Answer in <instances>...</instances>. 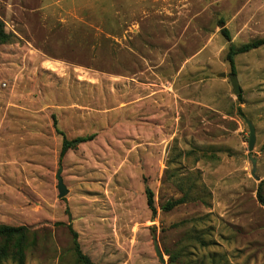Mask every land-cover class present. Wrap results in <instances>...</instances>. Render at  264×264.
Listing matches in <instances>:
<instances>
[{"label":"rangeland","instance_id":"374dc122","mask_svg":"<svg viewBox=\"0 0 264 264\" xmlns=\"http://www.w3.org/2000/svg\"><path fill=\"white\" fill-rule=\"evenodd\" d=\"M0 20V226L25 228L23 264H81L69 227L94 264H161L154 241L165 264H264V46L234 57L240 101L219 75L264 38V0H0ZM61 134L94 138L59 160Z\"/></svg>","mask_w":264,"mask_h":264},{"label":"trees","instance_id":"16d2710c","mask_svg":"<svg viewBox=\"0 0 264 264\" xmlns=\"http://www.w3.org/2000/svg\"><path fill=\"white\" fill-rule=\"evenodd\" d=\"M225 39L229 42L230 35L226 29L221 30ZM9 39V34L4 31V25L0 20V43H6ZM264 46V38L251 40L248 43L242 44L240 46H235L230 43L227 47L225 59L229 64L231 72L234 73V57L239 54L247 53L251 50L260 48ZM238 101L241 100L240 94L237 95ZM240 111V108H238ZM54 127L56 128V122L53 120ZM60 134V133H59ZM62 135L61 148L59 152V160L63 157V155L70 149L75 148L77 145L91 141L94 138L93 135L78 137L72 140H68ZM263 185V181L258 184L257 188V199L260 203H264L263 198L260 195L261 187ZM146 203L148 208L154 214V201H153V193L151 191L146 192ZM69 231L72 236V244L74 253L81 264H94L91 260L83 254L80 249V246L77 241V234L69 227ZM25 237V228L23 226H0V240L2 241V246H0V259L10 256L16 264H23L24 256L22 244Z\"/></svg>","mask_w":264,"mask_h":264},{"label":"water","instance_id":"95a60500","mask_svg":"<svg viewBox=\"0 0 264 264\" xmlns=\"http://www.w3.org/2000/svg\"><path fill=\"white\" fill-rule=\"evenodd\" d=\"M221 26H223V24H221ZM221 77H226L228 78L231 88H232V92L235 96L240 94V87H239V83L236 77L235 73H229V74H225V73H220L219 74ZM245 124L247 126V130H248V139H247V150L248 152H252L255 146V141H256V136H255V128L253 126V123L251 122V120L245 118L244 119ZM250 161H251V165H252V171H251V176H255V163L256 160L255 158H252L251 156L249 157ZM60 171L57 172L56 174V179H57V190H58V197L61 198L63 197L66 193L67 190L61 180V177L59 175ZM153 250H154V254L155 256L158 258V260L160 261L161 264H165V261L163 259V255L157 245V242L154 241L153 242Z\"/></svg>","mask_w":264,"mask_h":264},{"label":"crops","instance_id":"0c3cea01","mask_svg":"<svg viewBox=\"0 0 264 264\" xmlns=\"http://www.w3.org/2000/svg\"><path fill=\"white\" fill-rule=\"evenodd\" d=\"M254 126V125H253ZM255 136H256V134H255Z\"/></svg>","mask_w":264,"mask_h":264}]
</instances>
